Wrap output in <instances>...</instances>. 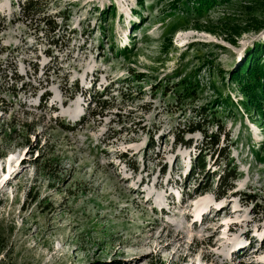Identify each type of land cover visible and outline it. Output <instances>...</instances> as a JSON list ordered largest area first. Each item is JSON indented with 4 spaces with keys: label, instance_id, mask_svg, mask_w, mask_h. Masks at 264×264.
Instances as JSON below:
<instances>
[{
    "label": "rangeland",
    "instance_id": "1",
    "mask_svg": "<svg viewBox=\"0 0 264 264\" xmlns=\"http://www.w3.org/2000/svg\"><path fill=\"white\" fill-rule=\"evenodd\" d=\"M26 1L0 0V264H264V116L229 76L264 0Z\"/></svg>",
    "mask_w": 264,
    "mask_h": 264
},
{
    "label": "trees",
    "instance_id": "2",
    "mask_svg": "<svg viewBox=\"0 0 264 264\" xmlns=\"http://www.w3.org/2000/svg\"><path fill=\"white\" fill-rule=\"evenodd\" d=\"M182 1H185V3L188 4V8H191L192 11L197 13H202L211 7H214V5H217L219 2H223L224 0H173L175 2L174 6H177ZM40 2L37 0H27L24 4V10L25 12L27 9L29 10H35L38 8ZM143 5V4H141ZM190 10H188L189 12ZM115 9L114 7L111 9V14H114ZM108 13V11L106 12ZM264 28V23H261L259 28L257 27L255 30H260ZM238 32L236 35H239L244 29L238 28ZM246 31V30H244ZM264 45L263 46H256L253 48L252 51L248 52L246 55V59L244 62L235 70L233 73H230V79L232 82H235L239 85L241 88V91L245 95L246 101L243 103L245 108L247 110H253L256 113L259 114L260 117L264 116ZM140 81V80H138ZM177 86H183L184 90L190 93H195V91L198 89L197 87L194 88L193 84L189 82V80H182L181 82L177 83ZM193 91V92H192ZM76 92H79L77 90ZM191 95V94H190ZM228 99L221 98V103L227 105ZM207 109L203 108L199 114L207 113ZM212 113V111H211ZM213 115V114H212ZM204 116V115H202ZM220 127H218V130ZM196 132L203 133L201 126L199 124L195 126H188L187 131H185L186 134H194ZM220 137L218 135L210 136L208 141L211 142L212 145H218L219 144ZM175 142L177 144H182L184 146L189 147V142L184 140V137L175 136ZM150 149H155V142H152L150 145ZM205 156L199 157V169L203 170L205 169ZM225 160H228V155L224 156ZM197 164L196 162H194ZM235 169H231L229 171H224L223 175L220 176L218 186L219 191L217 192V195H224L226 191L233 190V184L237 178ZM221 188L223 189V192L221 191Z\"/></svg>",
    "mask_w": 264,
    "mask_h": 264
},
{
    "label": "bare ground",
    "instance_id": "3",
    "mask_svg": "<svg viewBox=\"0 0 264 264\" xmlns=\"http://www.w3.org/2000/svg\"><path fill=\"white\" fill-rule=\"evenodd\" d=\"M55 106H53V108H54ZM80 110H75L74 112H73V116H78V114L80 113L79 112ZM189 168V167H188ZM190 169H192V168H190ZM189 170V169H188ZM23 172V171H22ZM7 178H5V180H6ZM145 192V191H144ZM150 196V195H149ZM154 197V196H153ZM159 197V196H158ZM147 201H149L150 202V200L149 199H147ZM154 204H156L157 206L159 205V203L156 201V202H153ZM218 214H219V212H216V215L215 216H218ZM197 223V222H196ZM264 234V233H263ZM179 237V236H178ZM177 237V238H178ZM263 239V238H262ZM245 248V247H244ZM247 250V248H245L244 249V252ZM237 254V253H236Z\"/></svg>",
    "mask_w": 264,
    "mask_h": 264
}]
</instances>
